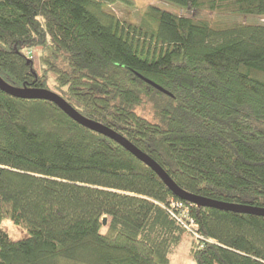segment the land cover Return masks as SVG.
Wrapping results in <instances>:
<instances>
[{"label": "trees", "instance_id": "16d2710c", "mask_svg": "<svg viewBox=\"0 0 264 264\" xmlns=\"http://www.w3.org/2000/svg\"><path fill=\"white\" fill-rule=\"evenodd\" d=\"M162 1L195 13L125 26L104 7L129 0H0V78L57 93L190 194L264 208V24L202 16L264 19V0ZM171 198L113 140L0 91V264H169L184 240L193 264H264V217L192 205L196 240Z\"/></svg>", "mask_w": 264, "mask_h": 264}, {"label": "water", "instance_id": "95a60500", "mask_svg": "<svg viewBox=\"0 0 264 264\" xmlns=\"http://www.w3.org/2000/svg\"><path fill=\"white\" fill-rule=\"evenodd\" d=\"M148 85H151L156 90L161 91L167 95L168 92L163 90L161 87L155 83L149 81L146 78L137 75ZM0 91L14 98L28 99V100H44L49 101L56 105L65 115H67L74 122L78 123L82 127L93 131L95 133L101 134L104 137L113 140L118 145L123 147L131 155H133L138 161L149 167L161 180V182L169 189V191L177 198L191 203L197 207H207L213 208L220 211H229L238 214H249L264 217V208L252 207L249 205L240 204H230L226 202L215 201L202 196L190 194L181 188H179L168 175L160 168V166L154 162L150 157L137 149L134 145L128 142L124 137L112 131L111 129L103 126L100 123L89 120L82 115H80L76 110H74L66 101H64L57 93L52 92L47 89L38 88H26V87H16L8 84L0 78ZM106 218L102 219V224L105 225Z\"/></svg>", "mask_w": 264, "mask_h": 264}, {"label": "rangeland", "instance_id": "374dc122", "mask_svg": "<svg viewBox=\"0 0 264 264\" xmlns=\"http://www.w3.org/2000/svg\"><path fill=\"white\" fill-rule=\"evenodd\" d=\"M130 3H114L110 5H106L104 8L106 12L112 13L119 20V22L123 23L125 26L128 24L137 25L140 21L142 13L146 10L147 6L153 5L158 7L161 10L183 15V16H192L195 12L194 9L188 6V9L183 6H178L173 3H168L162 0H129ZM203 17H208L212 21H221V22H238V21H248L251 23H263L264 19L255 16H242L239 14L232 13H216V14H202ZM39 51V50H38ZM36 50L27 51V55L36 58ZM38 53V52H37ZM35 65L38 63V59L35 61ZM49 85L50 87H54V77H49ZM3 229L8 233V235L13 239H20L25 237L26 233L14 226L10 221L4 220L2 221ZM187 253V244L186 241L182 243L180 247L176 249L174 253L170 256L169 264H193L186 256Z\"/></svg>", "mask_w": 264, "mask_h": 264}, {"label": "built area", "instance_id": "2783aa9c", "mask_svg": "<svg viewBox=\"0 0 264 264\" xmlns=\"http://www.w3.org/2000/svg\"><path fill=\"white\" fill-rule=\"evenodd\" d=\"M161 206L168 214L180 225L184 231L190 234L194 239L199 240L201 236L198 233V226L195 220L190 216V208L193 204L181 200L169 199Z\"/></svg>", "mask_w": 264, "mask_h": 264}]
</instances>
